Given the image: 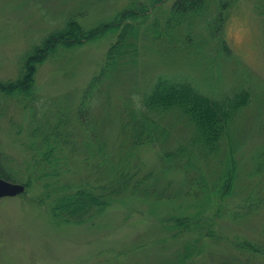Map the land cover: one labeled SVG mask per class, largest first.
<instances>
[{
  "label": "rangeland",
  "instance_id": "374dc122",
  "mask_svg": "<svg viewBox=\"0 0 264 264\" xmlns=\"http://www.w3.org/2000/svg\"><path fill=\"white\" fill-rule=\"evenodd\" d=\"M85 2L75 19L86 30L126 8L149 11L136 20L128 55L118 58L97 95L92 90L84 114L76 112L83 91L118 31L56 45L37 65L27 95L0 94V157L13 178L6 180L24 185L0 197V264H180L197 235L174 237L170 216H188L214 233L203 234L184 264H264V0H236L225 11L218 36L228 51L211 35L145 33L154 18L163 22L172 0L153 7L152 0H0V80L18 76L26 53ZM209 9L215 12L214 2ZM159 74L187 79L219 100L247 91L218 154L192 165L168 159L192 132L172 113L156 117L162 133L152 142L126 153L127 102L139 106ZM229 159L235 172L230 192L221 194ZM83 185L109 194L108 203L85 217L55 211L56 197ZM235 239L260 250L237 249Z\"/></svg>",
  "mask_w": 264,
  "mask_h": 264
},
{
  "label": "trees",
  "instance_id": "16d2710c",
  "mask_svg": "<svg viewBox=\"0 0 264 264\" xmlns=\"http://www.w3.org/2000/svg\"><path fill=\"white\" fill-rule=\"evenodd\" d=\"M165 1L152 0L151 6L162 4ZM213 2L216 10L210 14L209 7ZM235 2L236 0H172L165 11L163 22L160 23L157 18H154L151 23L145 26V33H150V35H194V33L195 35H211L219 40L220 49L223 50L225 44L218 34L226 17L225 11ZM85 7H88L86 2L82 8L69 13L70 17L67 18L63 28L46 35L39 44L34 45L26 53L18 76L0 80V94L11 95L18 91L27 95L30 92L29 88L33 83L37 65L46 58L49 52L54 50L56 45L78 44L87 38L94 37L101 30L102 32L118 31L116 41L107 49L105 63L98 73L92 76L87 88L84 89L76 112L84 114L88 110L84 105L85 101L92 98V90H96V95L101 91L106 77L110 76L112 67L118 58L128 55L126 49L132 45L128 40L129 36L136 35L138 30L136 20L141 17L145 18L149 9L145 6L141 10L126 8L108 21L109 23H101L86 30L75 19V16H80L85 12ZM72 14L73 16H71ZM161 25L163 27L160 29ZM194 26L197 27L195 31L193 30ZM247 98L248 93L244 89L234 92L226 99L211 98L187 79L159 74L145 86L139 106L136 107L133 101L127 102L130 105L128 106L130 115L128 125L131 126L132 136L128 143V150L126 147V153L132 155L139 146L152 142L157 135L162 133L156 117L162 118L164 115L172 113L176 118H185L192 126V132L187 139V144L169 152L168 159L184 160L187 165H192L195 160L202 159L201 157L205 158L209 154L216 155L221 150V141L234 114L247 104ZM48 151L49 149L47 153ZM123 154L125 155V153ZM226 164L221 175L222 183L219 188L221 194L230 192L235 172L233 159L227 161ZM119 168L118 175L121 176L122 173L125 175L121 167ZM0 177L13 179L12 174L5 169L2 157H0ZM85 186L87 185L77 186L74 190L56 197L55 211H58L62 216H79L81 213L85 217V213L91 208L105 206L108 203L109 194L103 195L96 186L88 188ZM166 220L170 222L169 226L174 232V237L185 232H193L197 235L186 243L184 251L179 254L178 262L180 264H184L185 258L196 251L195 244L203 238V234L214 235L207 228L196 225L188 216H182V219L180 216H170ZM231 245L244 251L259 252L260 250L256 243L243 239L232 240Z\"/></svg>",
  "mask_w": 264,
  "mask_h": 264
},
{
  "label": "water",
  "instance_id": "95a60500",
  "mask_svg": "<svg viewBox=\"0 0 264 264\" xmlns=\"http://www.w3.org/2000/svg\"><path fill=\"white\" fill-rule=\"evenodd\" d=\"M24 190V185L21 183L6 180L0 177V197L14 196Z\"/></svg>",
  "mask_w": 264,
  "mask_h": 264
}]
</instances>
